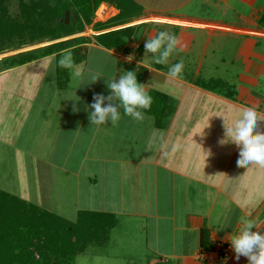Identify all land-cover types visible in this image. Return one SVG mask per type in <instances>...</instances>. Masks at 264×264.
Listing matches in <instances>:
<instances>
[{
	"label": "crops",
	"instance_id": "0c3cea01",
	"mask_svg": "<svg viewBox=\"0 0 264 264\" xmlns=\"http://www.w3.org/2000/svg\"><path fill=\"white\" fill-rule=\"evenodd\" d=\"M131 1L139 3L142 13L138 24L129 26L160 25L177 36L178 52L165 64L155 62L159 52H146V42L129 43L132 50L84 44L114 58L111 82L127 71L136 73L152 99L150 108L142 110L143 119L124 115L121 104L116 107L121 120L115 125L110 120L92 125L89 110L73 112V105L84 101L18 95L26 105L32 103L34 113L12 116L13 110L24 109L14 104L8 109L12 120L0 117V154L16 173L30 168L28 175L35 179L74 192L72 221L63 218L61 210H45L49 215L75 223L81 212H96L111 222L101 234L116 251L97 254L98 264H248L221 245L243 226L242 219L260 220L253 230L264 232V167H238L236 145L220 141L226 140L225 126L241 106L256 110L260 119L254 131L264 132V0ZM109 8L115 9L102 2L95 14L105 16ZM143 13L151 18L143 19ZM221 24L239 27L215 31ZM139 29L134 27L132 35L137 37ZM155 36L152 32L147 40ZM228 40L235 43H219ZM188 56L194 58L192 81L170 77L168 65ZM34 62L4 68L0 75ZM80 63L73 68L82 76L85 68ZM73 68L65 70L56 63V90L74 89L69 86ZM214 71L237 75L213 81L210 75L205 81L198 76ZM107 94L112 99L106 98L104 106L116 98L111 89ZM207 124L203 136L194 134ZM205 151L211 153L206 159ZM120 216L129 218L127 227L120 224ZM201 229L207 232L210 250L200 244Z\"/></svg>",
	"mask_w": 264,
	"mask_h": 264
},
{
	"label": "rangeland",
	"instance_id": "374dc122",
	"mask_svg": "<svg viewBox=\"0 0 264 264\" xmlns=\"http://www.w3.org/2000/svg\"><path fill=\"white\" fill-rule=\"evenodd\" d=\"M42 2L44 3L46 2L48 4L47 5L48 9L46 8L44 9L42 7L41 5ZM57 2L58 0H0V14L2 16V21H3L1 23L2 26H8L9 24L8 22H10L11 24L16 22L19 23V26L22 27L19 28L20 33L19 32L14 33L12 28L8 29V38L4 41L2 40V42L4 43L3 45H0L1 47L5 48L4 49L5 52L0 53V61L6 58H12L13 56L20 54L22 52L41 48L50 44L59 43L64 40L89 38L90 39L89 43L98 44L96 40L97 36L99 35L102 36L104 34L106 37H108L109 33L119 28L129 26L130 25L129 23L134 22L133 24H138L136 23V21H138L137 19L140 18V16H138L139 18L134 17L127 20L128 22H124L125 20H123V17H121L119 13L120 12L119 8H116L113 4L109 3V5H111V7L113 6V8L115 9L109 8V11L105 16L101 15V17H98L94 12V16L91 20V23L89 24L84 23L85 17L82 18L81 24H83L84 26L82 27L81 31L63 38L50 40L48 31L51 30L53 26V19L51 17V13L49 12V9L51 10L53 6L57 4ZM41 7L43 8V10ZM105 7L103 6L102 8L104 9ZM72 9H74V6H72ZM65 12H68V21H69V14L71 12H69L68 10H66ZM154 13L155 12H153L152 16L155 17L164 16L163 14H159V13L154 14ZM189 13L191 15L192 11L189 10ZM142 15H144L141 16L144 17L143 19L151 18V15H146L144 13ZM72 20L75 21L74 19ZM122 22L124 23L122 24ZM26 24L30 26L32 30H30L28 26L25 28ZM79 26L80 24H77L76 29H79ZM137 26L141 28L139 29V32H137V37L131 34L129 36L127 43L123 45L121 49L132 50L135 47H129V43H136V42L140 43L143 46V44L147 40V37H149V35L152 32L153 34H157L158 31H161L160 25L159 26L156 25L154 27H148L150 26L149 24L147 26V24L142 23L136 25L135 28ZM143 27H148V29H145ZM216 27L217 28H215L216 29L215 31L218 32V30L220 29L218 27H239V26L237 25L225 26L224 24H221V26L217 25ZM216 38L219 39L220 37L218 36ZM219 43L222 45H228V44L230 45L231 43L234 44L235 41L228 40V41H221ZM72 45H77V43L74 42ZM84 45L86 48L85 49L86 60L80 63V65L85 68V72L82 74V76H80L78 82L74 80V74L71 73L72 78L70 79L69 86L74 88L73 90H68L67 92L66 91L64 92V91H59L58 89L56 90L55 88L54 82L56 80H55L54 71H55V65L57 61L60 59V56L58 54L54 55L53 59L41 58L35 60L34 63L25 65L24 67L22 66L12 69L4 73L3 75H0V117L3 115L5 116L7 115L10 118L9 120H12V117L10 116V112H9L10 110L8 109L11 108V106H13L14 104L16 105L20 104V107H24L25 110L22 108L21 109L18 108L17 111L13 110L12 116L17 112L18 113L26 112L25 114H27V112H31L33 109L32 103L31 105H29V103H27L28 105H26L25 101H22L23 99L40 98V100H43L44 98L45 99L53 98V96H55L56 98L71 97L74 99H76V97H79L80 102L84 101L83 105L82 103H80V105L74 104L73 112L83 113L85 112L86 109L89 110V112H92L93 109L91 108V104L94 103L95 96L101 95L104 96L105 99L109 96V94H107V91L108 93L110 91V88L108 87V83L111 82V78H110L111 76L109 75H111L112 73L111 67L114 66L115 61L111 55L107 53H102L101 51L94 48L88 49L89 48L87 47L88 44H84ZM59 46L60 45L58 44L55 46L54 52L60 53L58 52ZM69 48L72 49V47ZM177 58H178L177 63L178 62L183 63L182 72L179 76L188 81H192L193 77L196 75L192 72L194 58L192 56L177 57ZM124 61L126 60L124 59ZM125 64L129 65L130 63L126 61ZM168 64H171V62H168ZM168 66L169 68L171 67V65ZM64 69L66 70L67 68ZM75 70L76 69L73 68L72 72L74 73ZM209 73L201 72L199 75L198 74L197 75L201 78L200 80H204V81L208 79V75L211 76L212 81L214 80L215 77L232 79L234 76L236 77L237 75V73L234 71L232 72L223 71L221 73L214 71ZM64 76H66L65 73H63L62 77H60V80H64L65 78ZM92 77H96V79L93 80ZM18 95H19V99L23 98L21 96H24L26 98H23L22 100H18ZM110 104L117 107L118 105H121V102L117 98H115V101ZM81 107H82V111H80ZM31 113H34V111ZM10 123L11 122L8 121V124ZM0 149L2 150L1 145H0ZM1 155L2 154H0V192L8 196H11L14 199L22 200L25 203L34 205V207H39L43 211L50 210L54 212L57 210L58 211L61 210V212L64 213V216H62L63 218L69 221H72L74 219V216H71L74 213L73 201H72V195H74L73 194L74 192H72V194L70 192L65 193V189H61L60 191V189H57L54 186H48V184L44 182L45 179H41V180L35 179L34 176L28 175V172L32 171L30 170V168H26V170H22V173L20 172L19 174L16 173L13 170V165H11L10 163L6 165ZM72 189H74L75 191V187ZM52 197H54V199H51ZM1 213L3 214L4 211L2 210ZM35 214H38V216L41 215L40 213H36L35 210L28 209L25 214L26 216L25 218L35 219L36 217ZM48 218L49 215L47 216V219ZM119 221L120 224L125 225V227L129 225L128 223L129 218L126 216H120ZM137 235L139 234L137 233ZM104 241H105L104 236L102 237V234H99L98 237H95L91 239L89 242H87L89 244L86 245V248L83 253L75 257L74 264H98L94 258L95 256H97V254L102 255L105 251L109 253H115L116 250L113 248L111 241L110 243L107 242L105 243Z\"/></svg>",
	"mask_w": 264,
	"mask_h": 264
},
{
	"label": "trees",
	"instance_id": "16d2710c",
	"mask_svg": "<svg viewBox=\"0 0 264 264\" xmlns=\"http://www.w3.org/2000/svg\"><path fill=\"white\" fill-rule=\"evenodd\" d=\"M102 2L113 4L119 8V13L125 20L124 22L138 17L142 13L140 6L131 0H58L57 4L51 10L49 9L53 19V26L48 31L50 40L63 38L81 31L84 26L81 24L82 18L85 17V24L91 23L94 12ZM41 5L44 9H48L46 2H42ZM66 10L71 12L67 24L64 22ZM260 20V23L264 22L263 16ZM2 22L0 14V45L4 43L2 40L8 38L9 28H12L14 33H18L19 28H22L16 22L12 24L8 22L10 24L8 26H2ZM77 24H80L79 29H76ZM27 26L26 24L25 28ZM134 27L119 28L109 33L108 37L104 34L97 36L96 40L106 48L120 49L127 43ZM28 28L32 30L30 26ZM73 41L77 45H72ZM89 42V38L70 39L22 52L12 58L1 60L0 71L54 54L57 44L60 45L58 52L72 47L74 50L73 64H77L86 58V48L82 44ZM4 49L0 46V53L5 52ZM28 209L35 210L41 215L35 214V219L30 217L32 220L25 218ZM2 210L4 211L3 214L1 213ZM48 215V212L34 207V205L0 192V264H74L75 257L86 248L87 242L98 237L111 223L109 220H104L105 216L96 212H81L75 223L51 215L47 219ZM206 237V230L201 229L200 244L206 250H210L212 247L208 246Z\"/></svg>",
	"mask_w": 264,
	"mask_h": 264
},
{
	"label": "clouds",
	"instance_id": "9594fccd",
	"mask_svg": "<svg viewBox=\"0 0 264 264\" xmlns=\"http://www.w3.org/2000/svg\"><path fill=\"white\" fill-rule=\"evenodd\" d=\"M179 40L175 34L166 30L158 31L156 36L150 38L145 43L146 52L157 53L156 63L165 64L170 55L178 52ZM163 48V51H160ZM73 49L62 50L58 55V67L73 68ZM131 60V57H129ZM183 68V63L173 64L169 70L170 77H178ZM80 72H74V80L79 81ZM93 80L96 77H92ZM112 96L118 98L123 106L124 115L134 120H142V110H147L151 106L152 99L141 84L137 82L136 73L127 71L119 77L118 80L108 83ZM78 100L79 97H76ZM112 99V97H107ZM105 97L97 95L94 97V103L91 104L93 111L89 114V120L92 125H103L110 120L115 125L121 120V115L117 108L112 104L104 105ZM222 116V115H217ZM259 116L256 110L251 106H241L231 119V122L225 126L224 136L226 140L220 143L230 141L237 148L235 163L238 167H246L251 164L264 167V132L254 131L258 126ZM203 126L194 134L203 136ZM206 152V151H205ZM205 156V159L211 154ZM260 220L242 219V227L233 231L227 240L234 252V259L239 260L241 256L247 259L248 264H264V232L254 231Z\"/></svg>",
	"mask_w": 264,
	"mask_h": 264
},
{
	"label": "built area",
	"instance_id": "2783aa9c",
	"mask_svg": "<svg viewBox=\"0 0 264 264\" xmlns=\"http://www.w3.org/2000/svg\"><path fill=\"white\" fill-rule=\"evenodd\" d=\"M221 247L226 253L233 252L232 249H231V246L229 244L224 245V246L221 245Z\"/></svg>",
	"mask_w": 264,
	"mask_h": 264
},
{
	"label": "water",
	"instance_id": "95a60500",
	"mask_svg": "<svg viewBox=\"0 0 264 264\" xmlns=\"http://www.w3.org/2000/svg\"><path fill=\"white\" fill-rule=\"evenodd\" d=\"M64 22L65 24L68 23V12H65Z\"/></svg>",
	"mask_w": 264,
	"mask_h": 264
},
{
	"label": "bare ground",
	"instance_id": "6f19581e",
	"mask_svg": "<svg viewBox=\"0 0 264 264\" xmlns=\"http://www.w3.org/2000/svg\"><path fill=\"white\" fill-rule=\"evenodd\" d=\"M102 10H103V8L100 9V11H102Z\"/></svg>",
	"mask_w": 264,
	"mask_h": 264
}]
</instances>
